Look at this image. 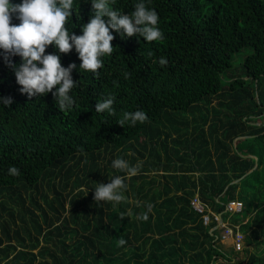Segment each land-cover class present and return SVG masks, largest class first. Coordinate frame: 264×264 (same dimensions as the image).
Returning a JSON list of instances; mask_svg holds the SVG:
<instances>
[{"label":"trees","instance_id":"trees-1","mask_svg":"<svg viewBox=\"0 0 264 264\" xmlns=\"http://www.w3.org/2000/svg\"><path fill=\"white\" fill-rule=\"evenodd\" d=\"M134 3L110 0L124 13ZM147 6L163 39L115 34L99 76L73 71L67 112L51 93L21 94L0 57V96L14 101L0 106V264H264V0ZM91 11L74 0L69 31L81 34ZM73 62L75 50L61 54ZM109 93L116 114L96 113ZM137 109L147 122L116 123ZM115 158L139 171L117 206L97 205V183L125 175ZM233 200L241 211L226 210ZM217 214L242 233L240 248L212 230Z\"/></svg>","mask_w":264,"mask_h":264},{"label":"clouds","instance_id":"clouds-1","mask_svg":"<svg viewBox=\"0 0 264 264\" xmlns=\"http://www.w3.org/2000/svg\"><path fill=\"white\" fill-rule=\"evenodd\" d=\"M86 2L91 4L92 11L88 22L80 25L81 34L77 35L66 27L68 18L72 16L74 0H0V57L14 75L21 94H26L31 99L51 93L55 106L60 111L67 112L75 105L71 91L78 82L73 80V71L84 70L99 76L98 70L103 68V58L114 50L112 41L115 34H119L121 38L135 36L146 43L163 39V33L158 27L159 14L154 8L147 6L148 0H135L130 13L111 7L110 0ZM13 20L18 23H12ZM49 46H53V52H46ZM73 50L80 60L79 66L75 62L63 66L61 54H68ZM17 56L20 58L19 63L12 59ZM167 62L165 57L159 58L161 67ZM114 99L111 93L102 96L96 101L94 111L115 115ZM13 102L11 96H0V106L11 107ZM148 119L145 111L137 109L124 111L117 117L116 123L122 127L126 124L135 126ZM111 167L125 175L113 176L108 183H97L93 195L97 205L112 202L113 207L117 206L122 201L120 193L126 188L127 178L135 176L139 171V165H130L124 158L113 159ZM8 174L16 176L19 169L11 166ZM215 219L218 224L212 230L221 229L222 241L228 237L233 238L234 236H222L224 227H221L220 220H224L221 214L215 215ZM232 243L235 244L234 238ZM125 244V239L120 238L118 246Z\"/></svg>","mask_w":264,"mask_h":264},{"label":"built area","instance_id":"built-area-1","mask_svg":"<svg viewBox=\"0 0 264 264\" xmlns=\"http://www.w3.org/2000/svg\"><path fill=\"white\" fill-rule=\"evenodd\" d=\"M198 202V203H197ZM193 205L195 206L196 209H198L199 211H203V205L201 204L200 201H193ZM227 209L234 212V211H239L241 209V203L240 202H230L227 205ZM216 219L219 220V217L216 216ZM208 220V219H207ZM221 221V227H224V231L222 233L223 237L226 236H234V242L236 244V246L238 248H240L242 246V234L241 233H236V235H234V230L228 225V223Z\"/></svg>","mask_w":264,"mask_h":264},{"label":"rangeland","instance_id":"rangeland-1","mask_svg":"<svg viewBox=\"0 0 264 264\" xmlns=\"http://www.w3.org/2000/svg\"><path fill=\"white\" fill-rule=\"evenodd\" d=\"M241 180V179H240ZM239 180V181H240ZM238 181V182H239ZM198 203V202H197ZM232 242H233V238H231V237H228V238H226V239H224V244L226 245V247H229L231 244H232Z\"/></svg>","mask_w":264,"mask_h":264},{"label":"bare ground","instance_id":"bare-ground-1","mask_svg":"<svg viewBox=\"0 0 264 264\" xmlns=\"http://www.w3.org/2000/svg\"><path fill=\"white\" fill-rule=\"evenodd\" d=\"M234 202H240L241 203V209L243 208V203L241 202V201H239V200H233ZM232 202V201H231ZM241 209L239 210V211H241ZM239 211H237V212H239Z\"/></svg>","mask_w":264,"mask_h":264}]
</instances>
